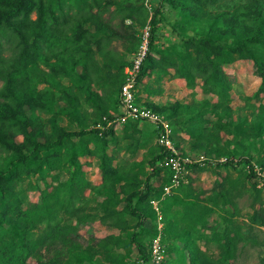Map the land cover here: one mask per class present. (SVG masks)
<instances>
[{
	"label": "rangeland",
	"instance_id": "obj_1",
	"mask_svg": "<svg viewBox=\"0 0 264 264\" xmlns=\"http://www.w3.org/2000/svg\"><path fill=\"white\" fill-rule=\"evenodd\" d=\"M32 1L36 8L18 19L28 35L39 28L46 31L48 26L55 29L61 25L62 30L50 33V45L42 43L36 63L10 74L12 86L5 87L0 79V91L6 89L8 93L6 97L0 96V111L7 113L11 109L19 117L30 116L31 128L39 139H54L65 130L81 129L71 116L78 108L72 100L77 99L82 107L79 113L87 117L84 127L103 128V121H108L120 140L115 146L113 144L116 164L122 166L129 161L130 165L122 166V169L117 167L106 179L99 167L101 153L96 152L95 144L90 145L92 152L89 154H78L77 159L91 182L84 190L83 203L88 206L87 212L97 214L99 219L76 225V217H68L61 211L62 222L70 225L63 227L58 241L43 246L38 255L29 257L28 262L126 264L133 262V255L137 256L136 248H132L130 255L129 247H125L135 231L134 226L111 227L109 222L101 221L100 214L104 211L102 205H112L109 203L110 192L125 199L123 193L127 195L133 188H141L151 171L148 162L158 146L157 139L150 137L153 124L136 123L137 136L144 131L149 137L150 144L145 146L134 138L128 142L129 134L124 136L123 132L125 135L131 132L124 130L125 125L113 121L118 115L119 66L135 59L142 46L144 31L160 7L158 17L161 20L151 53L153 64L142 80L138 95L146 105L153 104L158 108L159 114L174 126L180 154L198 164L194 170L185 173L177 191L182 195L176 193L172 207L189 195L203 204L212 197L215 201L209 204L215 206L217 213L210 217V224H225L231 219L240 236L237 255L227 264H264V217L259 222L256 220L257 211L264 213V187L257 197L255 178L248 175L251 170L246 162L250 160L264 178V92L257 94L262 78L254 58L241 57L234 51L232 60L225 55L243 39L255 35L261 25L260 19L264 18V0H63L66 15L61 18V12H55L59 19L57 25L47 16L56 0ZM40 5L47 14L44 19L38 15ZM208 38L216 45L205 46L203 39ZM255 43L251 41L248 47L264 57V43L258 40ZM206 51L211 53L212 61L208 76L214 79L216 74L220 80L217 86L212 81L211 87L223 94L207 96L203 91L206 79L192 85L189 82L188 74H195L198 65L189 62L185 67L183 57L188 52L194 55L201 52L203 58L208 57ZM98 107L105 112L102 117ZM188 129L200 133L201 137L193 139ZM0 134L11 135L27 150L21 129L13 134L2 126ZM11 155L12 152L0 153V169ZM228 159H232V163L224 164ZM199 167L205 170H199ZM59 173L61 177L65 174L67 177L65 169ZM163 179L164 172L154 178V184L160 187ZM54 183L56 185L57 181ZM44 189L51 190L52 187L34 172L24 174L16 184V190L22 191L23 207L40 202ZM80 203L75 202L76 206ZM17 212L10 208L0 209V216L7 219L6 226L9 227L10 222L16 224ZM44 229L45 224H42L36 233ZM208 230L203 231L201 249L215 261L220 256V249L209 241L211 230ZM175 233L177 238L178 230ZM109 235L114 238L106 239ZM170 241H166L167 263L180 257L176 256ZM126 255L123 261L122 257Z\"/></svg>",
	"mask_w": 264,
	"mask_h": 264
},
{
	"label": "trees",
	"instance_id": "obj_2",
	"mask_svg": "<svg viewBox=\"0 0 264 264\" xmlns=\"http://www.w3.org/2000/svg\"><path fill=\"white\" fill-rule=\"evenodd\" d=\"M62 1L63 0H56L54 2L57 8L54 6L52 11L49 12V15L44 11L43 5L37 7L39 18L44 19L47 15L51 18L52 22L57 25L59 19L55 12L60 11L61 18L66 15L64 10L65 2L63 5ZM33 8H36V5L33 4L32 0H0V79L4 81L5 87L9 88L13 84V79L10 77L12 72L24 70V67L28 64L36 63L42 50V43L45 42L50 45V33L54 32V30H62L61 25L58 27L55 26V29L48 26L45 28L46 31L39 28L35 29L31 35H28L24 25L19 22L18 19L24 15L26 16ZM160 13L161 9L157 7L150 21L148 50L142 62L137 80V101L145 105L146 103L140 99L138 92L140 91L143 78L153 64L151 53L154 49V41L157 34L156 28L161 20L160 17H158ZM258 14L259 13H257V16ZM260 22L261 25L253 37H246L230 52H226L225 50L226 58L229 60L233 59V51L238 53L241 57H251L255 59L259 69V76L262 78V83L257 94L264 92V57L258 56L257 53H253V49L248 47V45L251 46V41L256 44L255 40L264 43V18L260 19ZM203 42L205 46L216 45V43L209 38L203 39ZM197 54L198 55H194L192 52H188V55L183 57L185 67L189 62L198 65L195 74H188L189 82L192 85L197 83L200 79H206L203 91L207 96H210L211 93L223 94L216 91V88L213 89V87H211L212 81L213 83H217L216 86L220 83L216 74L214 75V79L213 76H208L210 64H212L210 60L211 53L206 51L205 54L208 55V57L204 56V58L201 52H197ZM132 62L130 61L119 66L121 79L118 82L119 90L116 99L118 114L121 112L120 92L126 80L125 68L132 64ZM181 68L184 69V67ZM5 90L6 89L0 91L1 97L7 96L8 93H6ZM81 90L84 92L83 88ZM72 101H74L73 104H77L78 108L76 109V113L71 116L75 117L81 129L65 130L54 139H39L35 130L31 128L32 122L30 116L26 115L24 118L19 117L11 111V109L7 113H2L0 111V127L5 126V128L9 129L13 134L19 132L21 129L25 136L27 147V150H24V147L18 144L14 137L0 134V153L7 154L12 152V155L7 158L8 160L4 167L0 169V209L6 210L10 208L14 213L18 210V217L16 218L15 225L10 222V226H6L5 223L7 219L5 216H0V264H30L28 262L29 257L38 255L43 246L48 247L52 242L58 241L57 239H59L63 227L67 228L70 225L62 222L60 218L62 212H65L68 217H76V225L86 224L87 221L92 222L99 219L97 218V214L87 212L88 206L86 203H83L84 190L91 182L86 178L82 168L83 165L77 159L78 154L87 155L92 152L90 147L91 144H95V149L97 148L96 152H99V154L101 153L98 157L99 167L106 179L111 177L117 167L122 169V166L130 165L129 161L122 166L116 164L113 147L117 141L119 142L120 140L115 136L112 125H108V121L105 120L103 121V128L95 127L89 129L84 127L87 117L85 114L79 113L82 109L79 105V101L77 99ZM147 106L158 113L160 112L153 104H147ZM98 109H100V107H98ZM98 109L97 111H99ZM103 114H105V112L101 110V117ZM138 122H141V120H129L123 124L125 125L124 130L126 132H131L126 135L123 132V135L127 136L129 134L127 136V138H129L128 142L134 138L138 144H143L145 146L149 145V137L145 135L146 133L144 131H142L143 133L141 135L137 136L136 123ZM172 128L173 139L177 145V136L173 125ZM132 131L134 132L132 133ZM150 131V137L156 139L158 137V130L152 126ZM187 131L193 139H199L201 137L200 133L195 134L191 129ZM157 144V149L154 150L148 162L151 171L147 174L144 185L139 189L133 188L134 190L128 191L127 195L124 192L125 199L120 195L117 196L114 192H110L109 203H112V205H102V208H104V211L100 214V216H102L100 218L102 222H109L111 227L118 229H125L127 228L126 225L129 224L133 225L135 228V231L129 236V241L125 244V247H129L130 255L132 253V248H136L137 256H134L133 253V262L126 264L150 263V243L158 234L157 213L151 203L153 199L160 200V207L164 215V221L166 222L163 230V241L166 242L168 239L172 241L174 237H176L175 230H178L177 238H186L187 240L184 249H187L189 252L188 264H227L237 255V244L240 239L238 228L234 227L231 219L229 221L227 220L225 224L220 222H216V224L213 225L210 224V217L217 213L214 208L215 206H210L209 204L215 201L212 197L208 198L209 202L203 204L198 201V198L193 196L191 198L189 195L188 198L180 199V201L175 204L180 206L178 210L172 211L173 199L176 200V193L180 187L173 190V192L176 193L166 195L164 199L162 198L164 187L171 183L173 172L170 168L162 164L171 152L166 147L159 143ZM177 147L179 149V144ZM132 154L134 155L135 153ZM246 162L249 163L248 166L251 170H249L250 172H248V175H252L255 178L254 187L258 191L257 197H259L260 191L262 190L261 187L258 186L259 175L255 171V165H253L250 160H246ZM230 163H232V159H228L224 164L227 165ZM186 166L188 169L194 170L198 167V164L186 163ZM63 169L66 170L67 177L65 176L66 174L61 177V173L59 172ZM54 170L57 171V174H52ZM199 170H205V168L199 167ZM31 172L40 175L45 184L48 187H52V189L42 190L40 202L33 203L28 207H23L22 191L16 190V184L24 174ZM163 172L164 179L162 180L161 186L157 187L154 184V178L159 177ZM120 177L121 176L117 177L118 180ZM54 181H57L56 185ZM119 182L121 181L119 180ZM127 185H129V182ZM77 200L81 201V203L76 206L75 202ZM256 213V220L259 222L263 219L264 213H262V211H257ZM100 216L98 215V217ZM226 219H228V217ZM42 224H45V229L37 234L36 230L39 229ZM207 226L210 227L208 228ZM206 229L211 230V235L208 236L209 241L217 244L220 249V256L215 261L211 260L210 257L202 251L199 244L201 238L204 237L203 231ZM108 238L113 239L114 236L109 235L106 239ZM166 247L168 253L167 244ZM128 255L123 256L122 260L124 261ZM39 259L40 261L42 260L41 257H39ZM122 263L123 262H120L119 264ZM164 263L171 264L167 263V259ZM172 264L186 263L175 262Z\"/></svg>",
	"mask_w": 264,
	"mask_h": 264
},
{
	"label": "built area",
	"instance_id": "obj_3",
	"mask_svg": "<svg viewBox=\"0 0 264 264\" xmlns=\"http://www.w3.org/2000/svg\"><path fill=\"white\" fill-rule=\"evenodd\" d=\"M150 35V27H147L143 34V42L141 49L133 60L132 64L126 66V80L122 85L120 92L121 112L114 119V122L125 124L129 120H141L152 123L158 130L157 141L160 145L166 147L171 154L165 158L162 164L172 170L173 175L171 183L164 187L162 198L172 194L173 190L181 185L185 177V173L189 172L186 163H194L190 157H183L173 139V128L169 120L165 119L151 107L137 101V80L142 62L148 50V42ZM259 175V187H264V178L261 173L255 168ZM262 180V182H261ZM154 210L157 213L158 234L151 240L150 243V263L149 264H164L167 258V247L163 241V214L160 207V200H151Z\"/></svg>",
	"mask_w": 264,
	"mask_h": 264
},
{
	"label": "crops",
	"instance_id": "obj_4",
	"mask_svg": "<svg viewBox=\"0 0 264 264\" xmlns=\"http://www.w3.org/2000/svg\"><path fill=\"white\" fill-rule=\"evenodd\" d=\"M153 128H155L154 125H153ZM181 186L182 185H180L179 187H181ZM179 187H177V188H179ZM177 188H175V189H177ZM173 193H176V192H173ZM177 194L178 195H182L180 192H177ZM179 208H180V206H174L172 208V211L178 210ZM162 214H163V212H162ZM163 223L165 225L166 222L163 220ZM157 225H158V220H157ZM164 243H165V245L167 244L166 242H164ZM186 243H187L186 238L185 239H182V238H176V237H174V239L172 241H170V245L172 246V248H174L175 253H176V256L177 255H180L179 258L174 259V261H172V262L169 260L171 262V264L172 263H175V262H185L186 264L189 263V252H188L187 249H184V245H186ZM199 244H200V246L202 245L201 241H199Z\"/></svg>",
	"mask_w": 264,
	"mask_h": 264
}]
</instances>
